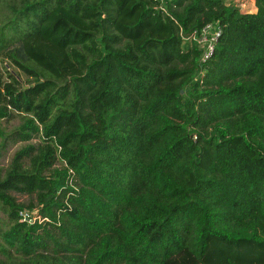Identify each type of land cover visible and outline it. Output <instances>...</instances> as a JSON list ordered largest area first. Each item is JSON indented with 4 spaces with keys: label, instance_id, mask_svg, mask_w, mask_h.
<instances>
[{
    "label": "trees",
    "instance_id": "16d2710c",
    "mask_svg": "<svg viewBox=\"0 0 264 264\" xmlns=\"http://www.w3.org/2000/svg\"><path fill=\"white\" fill-rule=\"evenodd\" d=\"M254 1L1 0L0 156L21 147L0 171V264H264ZM210 24L201 62L181 32Z\"/></svg>",
    "mask_w": 264,
    "mask_h": 264
},
{
    "label": "built area",
    "instance_id": "2783aa9c",
    "mask_svg": "<svg viewBox=\"0 0 264 264\" xmlns=\"http://www.w3.org/2000/svg\"><path fill=\"white\" fill-rule=\"evenodd\" d=\"M172 0H153V2L156 4V8L163 12L164 14H168L167 12V5ZM226 2L227 5H229L227 2L229 0H223ZM235 5H232L233 7H236L239 9V11L243 14H252L255 13V1L249 0L253 2V7H247V4L245 0H232ZM230 6V5H229ZM221 35L220 29L216 25H206L202 28V30L194 31L190 36H183L181 32V37L183 38V41L185 43H196L199 47V49L202 51V58L201 62H206L214 53L215 47L218 41V38ZM71 174L72 171L70 172ZM47 219L43 218L41 214L39 213L38 209L34 210H28L24 209L19 212V221L21 223H27V224H35L36 222L42 223L45 222Z\"/></svg>",
    "mask_w": 264,
    "mask_h": 264
},
{
    "label": "rangeland",
    "instance_id": "374dc122",
    "mask_svg": "<svg viewBox=\"0 0 264 264\" xmlns=\"http://www.w3.org/2000/svg\"><path fill=\"white\" fill-rule=\"evenodd\" d=\"M247 7H253V2L249 1V0H245ZM230 6L235 5V3L232 0H229L227 2ZM0 20H5L6 17H11L10 15V11L5 7L4 3L1 2L0 0ZM21 123V120L15 119L13 121H11L10 123H8L6 125V131L9 133L11 131H13L14 129H16ZM1 142V141H0ZM18 147H21L19 145L16 146H11L8 148L7 151H2L1 152V156H0V171H1V175L4 176L5 174V170L8 167V163L10 160L11 155L16 151V149ZM1 151V150H0ZM14 197L17 199L18 202H26L28 201L29 197L27 195H22V194H15L13 193ZM0 257H3V255L0 253Z\"/></svg>",
    "mask_w": 264,
    "mask_h": 264
},
{
    "label": "crops",
    "instance_id": "0c3cea01",
    "mask_svg": "<svg viewBox=\"0 0 264 264\" xmlns=\"http://www.w3.org/2000/svg\"><path fill=\"white\" fill-rule=\"evenodd\" d=\"M255 12H256V9H255Z\"/></svg>",
    "mask_w": 264,
    "mask_h": 264
},
{
    "label": "water",
    "instance_id": "95a60500",
    "mask_svg": "<svg viewBox=\"0 0 264 264\" xmlns=\"http://www.w3.org/2000/svg\"><path fill=\"white\" fill-rule=\"evenodd\" d=\"M26 88V87H25Z\"/></svg>",
    "mask_w": 264,
    "mask_h": 264
}]
</instances>
